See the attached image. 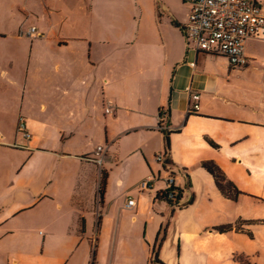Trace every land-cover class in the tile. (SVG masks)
Masks as SVG:
<instances>
[{
    "label": "crops",
    "instance_id": "1",
    "mask_svg": "<svg viewBox=\"0 0 264 264\" xmlns=\"http://www.w3.org/2000/svg\"><path fill=\"white\" fill-rule=\"evenodd\" d=\"M180 2L182 6L174 9L164 5L166 13L162 17L165 19L157 14L153 22L144 24L143 28L140 17L135 34L127 25L116 30V15L100 11L94 17L93 31L88 30L92 28L89 26L75 37L59 39V45L64 48L57 50L67 52L71 63L70 72L60 82L67 85L62 95L68 97V105L62 107L71 108L68 127L92 124L89 117L100 102L102 118L94 122L97 143L81 149L71 142H60L58 138L51 142L48 136L45 137L48 128L45 123L27 120L31 139L26 142L30 153L19 172L27 186L14 195L17 208L14 214L29 210L40 201L39 197H45L53 208L58 207L62 217L50 224L40 242L29 236L16 235L14 231L0 232V245L3 241L12 245L23 238L32 245L41 244L40 252L29 253L0 247V264H152L153 246L145 236L149 223L145 224L144 241L134 243L117 232L113 249L111 236L103 239L100 234L96 235L92 224L96 229L104 219L108 224L115 215L119 214L120 218L130 216L148 209L150 204H157L158 212L166 215L163 230L174 213L172 208L167 218L170 203L162 199L163 191L158 185V182H164L165 167L175 171L176 166H181L188 192L187 168L202 162L214 163L237 190L233 199L224 197L213 178L201 169L210 177L221 199L234 203L238 212L231 221L208 227L209 233L213 228L232 226L235 222L231 231L209 233L210 236L205 233L203 242L197 237L186 239L185 234H180L177 222L168 224L167 241L177 247V253L173 249L170 255L162 257L157 252L159 263L196 264L200 257H207L193 253L197 246L214 248L219 239L227 241L238 235L242 222L264 220L261 215L250 220L242 216V192H245L242 175L252 178V159L264 163L261 152L264 145V59L257 58L249 50L253 43L264 40V31L246 43L248 65L234 67L224 56L193 50L184 30L189 8L183 0ZM91 19L84 8L82 21L85 26ZM55 33L59 36L60 31ZM49 34L37 36L44 38ZM35 49L33 71L38 77L35 82L51 85L49 68L41 61L43 52L38 45ZM58 71L57 68L55 72ZM93 85L100 86L103 96L92 97ZM187 88L199 95L197 113L186 112L189 104ZM93 99L95 105L92 107L89 101ZM107 101L112 102L113 113L109 115L104 113ZM83 117L85 119L81 121ZM159 126L167 129L160 130ZM68 134L72 136V133ZM97 147L104 150L101 166L95 164ZM166 151L165 164L157 163L156 155ZM60 165L74 166L79 171L60 174ZM40 166L46 168L43 175L38 173ZM259 170L264 174V166ZM188 172L193 178L191 171ZM148 177L154 181L150 189L142 192L139 183ZM68 184L70 188L67 189ZM176 186L182 194L181 180ZM134 194L137 201L132 198ZM259 196L260 199H255L263 201L264 182ZM129 199L136 205L126 209ZM162 203L166 204L165 211ZM228 210L231 214L232 206ZM149 218L159 219L152 213ZM214 234L221 238L217 239ZM162 242L163 239L160 245ZM134 246L138 252L133 251Z\"/></svg>",
    "mask_w": 264,
    "mask_h": 264
},
{
    "label": "rangeland",
    "instance_id": "2",
    "mask_svg": "<svg viewBox=\"0 0 264 264\" xmlns=\"http://www.w3.org/2000/svg\"><path fill=\"white\" fill-rule=\"evenodd\" d=\"M164 5L174 9L182 6V3L180 0H0V232L14 231L16 235L29 236L40 242L50 224L62 217L58 207L53 208L52 203L45 197H39L40 201L29 210L14 214L17 209L13 202L14 195L27 186V182L21 180L20 168L30 153V149L27 148L28 143L17 133L19 117L28 121L45 123L48 127L45 137L48 136L51 142L54 138H58L60 142H71L73 146L81 149H87L88 146H94L97 143L94 122L95 119L102 118L103 109L100 102L96 104L89 117L92 124L68 127V121H71L68 117L71 108L62 107L68 105V97L62 95L63 91L67 90V85L60 82L61 78L70 72L71 63L67 52L62 53L57 50V48H64L59 45L61 42L59 39L75 37L74 35L87 30L89 26L92 28L88 30L93 31L94 17L100 11L103 14L116 15V30L127 25L135 34L138 29V19L140 17L143 19L141 23L143 28L144 24L152 23L157 14L164 16L166 13ZM84 8L87 9V14L92 16L88 26H85L82 21ZM48 14L52 15L48 16ZM31 27L36 29L34 38L29 36ZM53 29L60 31L59 36H56V31ZM48 32L49 36L44 38L37 36ZM37 45L43 52L41 61H44L45 66L49 68L51 85L35 82L38 78L37 72L33 71ZM249 50L263 60L264 40L253 43L249 46ZM57 68L59 71L56 73ZM100 89V86L96 88L93 85V98L98 99L103 96ZM49 93L53 96H45ZM89 102L92 107L95 105L94 99ZM84 119L85 117L81 121ZM65 131L72 133V136ZM261 152L264 156L263 144ZM252 165V178H245L242 175V189L245 191L242 192V216L247 220L253 219L255 215L264 217V200L255 199H260L259 195L263 191L264 174L259 169L264 166V163L252 159ZM26 168L30 169V165ZM181 169V166H176L174 174L177 178L176 184H179L181 180L183 186L182 201L187 197L188 192L185 190L186 177L183 176ZM45 171V166L38 167L40 175H43ZM76 171L78 172L79 169L74 166L68 168L60 165L59 169L60 174L65 175L74 174ZM188 171H191L193 178ZM186 174L189 192L192 195L191 204L184 208L174 207V213L163 230L161 228L165 223L166 215L158 212L157 204H150L148 209H141L139 213L130 216L120 218L119 214L115 215L108 224H105L104 219L96 229L92 224L93 233L95 230L96 235L100 234L103 239L110 235L113 249L117 232L131 242L144 241L145 224L149 223L146 239L151 241V246L155 245L157 239H163L158 250V255L161 253L162 257L170 255L173 249L177 253V247L175 248L167 241L169 239L168 224L172 222L179 224L180 234H185L186 239L192 240L197 237L198 241L203 242L205 233L208 236L211 235L208 233V227L222 225L220 223L223 221H231L238 209L234 203L221 199L210 177L201 169L199 163L189 166ZM158 185L161 191L165 190L164 182L160 181ZM66 188H70V185L68 184ZM132 198L137 201L136 194ZM162 206L165 211L166 204L162 203ZM229 206H232L231 214L228 210ZM150 213L153 217L158 215L159 219L152 220L149 218ZM129 221L136 223L132 225ZM232 223L233 226L235 222ZM240 229L241 232L238 235L230 237L227 241L219 239L214 248L213 246L210 248L209 245L197 246L193 253L207 257H200L196 264H264V220L242 222ZM188 234L194 237L191 238ZM214 235L217 239L221 238L219 234ZM17 241L21 242L10 245L3 241L0 247L17 253L41 251L40 243L32 245L24 238ZM133 251L138 252L137 247L134 246ZM209 255L215 257L211 258Z\"/></svg>",
    "mask_w": 264,
    "mask_h": 264
},
{
    "label": "built area",
    "instance_id": "3",
    "mask_svg": "<svg viewBox=\"0 0 264 264\" xmlns=\"http://www.w3.org/2000/svg\"><path fill=\"white\" fill-rule=\"evenodd\" d=\"M189 8L187 21L184 26L188 42L195 52H203L216 56H224L230 65L244 68L248 65L245 56L246 43L256 38L264 31V0H183ZM36 29L30 28L29 36L35 37ZM192 65V63H191ZM188 94V114L199 111V95L186 89ZM105 114H112V102L107 101L104 107ZM160 130H166L159 126ZM17 133L22 139L29 141L31 133L28 121L19 117ZM104 150L97 147L95 150V164L101 166ZM168 152L156 155L155 161L164 165ZM165 190L161 197L168 203L181 201V194L175 184V174L171 167H165ZM153 178L148 177L139 183V189L144 192L151 188ZM135 201L129 199L126 209L134 208Z\"/></svg>",
    "mask_w": 264,
    "mask_h": 264
},
{
    "label": "trees",
    "instance_id": "4",
    "mask_svg": "<svg viewBox=\"0 0 264 264\" xmlns=\"http://www.w3.org/2000/svg\"><path fill=\"white\" fill-rule=\"evenodd\" d=\"M200 167L202 169H204L213 178V181H214L216 188L224 197H227L229 199H233L238 194V192L235 189V187L233 186V184L225 178L223 173L220 171V169L214 163L202 162L200 164ZM191 199H192V195H191ZM180 208H182V207H180ZM246 223H250V222H246ZM232 229H233V226L228 225V226H220V227L213 228L212 231H214L215 233L223 234V233H227V232L231 231ZM161 241H162V238H160L159 240L157 239L156 243L157 242L160 243ZM155 245L152 248V252H154ZM156 261L158 262L157 258H156Z\"/></svg>",
    "mask_w": 264,
    "mask_h": 264
},
{
    "label": "water",
    "instance_id": "5",
    "mask_svg": "<svg viewBox=\"0 0 264 264\" xmlns=\"http://www.w3.org/2000/svg\"><path fill=\"white\" fill-rule=\"evenodd\" d=\"M190 201H191V195H190V192H188V193H187V197H186L184 200H182V201H180V202H178V203H170V205H169V210H168V214H167V218L170 217L172 208H174V207H176V206H177V207H185V206H187L188 204H190ZM209 233L213 234V233H215V232L212 231V230H210ZM159 244H160L159 242L156 243V245H155V249H154V252L152 253V263H153V264H161V263H159V262L156 261V258H157V252H158V249H159Z\"/></svg>",
    "mask_w": 264,
    "mask_h": 264
}]
</instances>
